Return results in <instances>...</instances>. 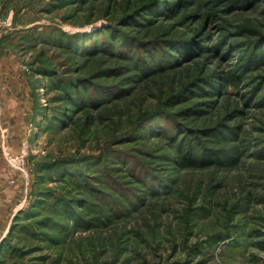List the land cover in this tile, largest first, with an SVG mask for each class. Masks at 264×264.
<instances>
[{
	"label": "rangeland",
	"instance_id": "rangeland-1",
	"mask_svg": "<svg viewBox=\"0 0 264 264\" xmlns=\"http://www.w3.org/2000/svg\"><path fill=\"white\" fill-rule=\"evenodd\" d=\"M0 200V264H264V0H0Z\"/></svg>",
	"mask_w": 264,
	"mask_h": 264
},
{
	"label": "crops",
	"instance_id": "crops-1",
	"mask_svg": "<svg viewBox=\"0 0 264 264\" xmlns=\"http://www.w3.org/2000/svg\"><path fill=\"white\" fill-rule=\"evenodd\" d=\"M2 216H3V213H2V209L0 208V239L5 234V231H6V228L3 227L4 220L2 219Z\"/></svg>",
	"mask_w": 264,
	"mask_h": 264
}]
</instances>
